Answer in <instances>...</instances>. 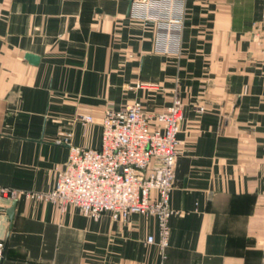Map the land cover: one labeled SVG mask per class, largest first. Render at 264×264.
<instances>
[{
	"label": "crops",
	"instance_id": "obj_1",
	"mask_svg": "<svg viewBox=\"0 0 264 264\" xmlns=\"http://www.w3.org/2000/svg\"><path fill=\"white\" fill-rule=\"evenodd\" d=\"M183 1L165 53L133 0H0V185L51 190L58 132L98 146L107 108L183 102L163 250L154 215L0 196L1 264H264V0Z\"/></svg>",
	"mask_w": 264,
	"mask_h": 264
},
{
	"label": "built area",
	"instance_id": "obj_2",
	"mask_svg": "<svg viewBox=\"0 0 264 264\" xmlns=\"http://www.w3.org/2000/svg\"><path fill=\"white\" fill-rule=\"evenodd\" d=\"M133 5L136 8L142 5L141 19L158 23L156 41L163 52H173L174 44L178 48L183 0H133ZM261 34L264 38V21ZM182 118L183 102L178 96L155 112L148 111L140 100L120 108H107L101 118L98 146L74 145L71 131L58 132L55 142L67 144L69 150L65 166L57 170L51 190H23L0 185V196L23 195L48 200L60 213L70 206L93 217L108 212L119 221L128 220L136 212L154 215L158 238L148 234L146 242L156 241L163 250L170 234L169 218L176 212L170 205V194L175 181L177 133ZM80 119L85 123L93 117L82 114ZM4 253L5 242L0 239V264Z\"/></svg>",
	"mask_w": 264,
	"mask_h": 264
},
{
	"label": "water",
	"instance_id": "obj_3",
	"mask_svg": "<svg viewBox=\"0 0 264 264\" xmlns=\"http://www.w3.org/2000/svg\"><path fill=\"white\" fill-rule=\"evenodd\" d=\"M25 57H26V59H28L30 62H32L34 64H36L38 62V57L36 55L27 53ZM12 210H13V205L11 206L10 209H8L10 215L12 214Z\"/></svg>",
	"mask_w": 264,
	"mask_h": 264
}]
</instances>
